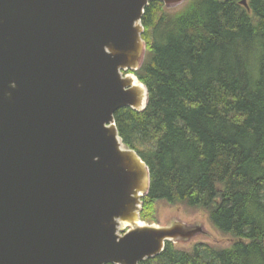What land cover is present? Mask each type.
Wrapping results in <instances>:
<instances>
[{"label":"water","instance_id":"95a60500","mask_svg":"<svg viewBox=\"0 0 264 264\" xmlns=\"http://www.w3.org/2000/svg\"><path fill=\"white\" fill-rule=\"evenodd\" d=\"M187 1L0 0V264H140L216 242L203 221L141 219L150 169L115 121L149 105L146 8Z\"/></svg>","mask_w":264,"mask_h":264},{"label":"trees","instance_id":"16d2710c","mask_svg":"<svg viewBox=\"0 0 264 264\" xmlns=\"http://www.w3.org/2000/svg\"><path fill=\"white\" fill-rule=\"evenodd\" d=\"M240 1L146 8L135 74L149 105L115 114L151 173L141 219L159 223L161 204L181 206L232 243H168L140 264H264V0H247L249 9Z\"/></svg>","mask_w":264,"mask_h":264},{"label":"rangeland","instance_id":"374dc122","mask_svg":"<svg viewBox=\"0 0 264 264\" xmlns=\"http://www.w3.org/2000/svg\"><path fill=\"white\" fill-rule=\"evenodd\" d=\"M182 6L177 7V8H167L168 10H173V9H180ZM151 148V145H143L140 147L141 150H148ZM204 215L202 212L198 213H192L188 212L185 210L184 207L181 206H170L166 203L161 204L160 210H159V223L157 224H164L171 220L174 217H179L183 221L187 222H195V221H203L206 224V227L209 232H211L216 240V242H212L208 239L204 238H198L191 242L190 244H185V245H180V244H175L176 247L178 248H183V247H192L194 245L200 244V243H212L216 244L222 247H228L232 243V238L223 236L219 232H217L213 227L209 224V222L204 218Z\"/></svg>","mask_w":264,"mask_h":264}]
</instances>
